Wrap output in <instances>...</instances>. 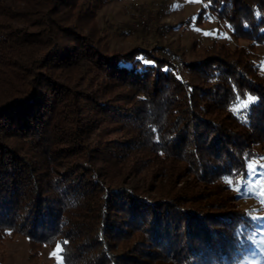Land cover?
<instances>
[{"label":"trees","instance_id":"trees-1","mask_svg":"<svg viewBox=\"0 0 264 264\" xmlns=\"http://www.w3.org/2000/svg\"><path fill=\"white\" fill-rule=\"evenodd\" d=\"M203 1L264 43V0ZM91 8L0 0V241L59 244L64 264L234 260L252 223L226 179H245L264 139V71L243 48L184 70L109 49ZM185 169L195 190L175 183Z\"/></svg>","mask_w":264,"mask_h":264},{"label":"rangeland","instance_id":"rangeland-1","mask_svg":"<svg viewBox=\"0 0 264 264\" xmlns=\"http://www.w3.org/2000/svg\"><path fill=\"white\" fill-rule=\"evenodd\" d=\"M90 1L93 4V23L109 49L146 48L157 56L166 55L173 59L184 70L189 63L206 56L219 54L223 57L220 49L243 48L264 71V43H251L248 39L232 35L227 25L208 9L203 0H99L100 4L97 0ZM197 82L203 86L212 85L205 80ZM254 146L257 156L248 164L255 167L257 174L246 175L245 179L235 182L226 181L231 192L236 194L238 207L251 218L249 237L253 233L255 236L253 239L248 237L240 253L225 264H264V244L259 243L264 239V197L261 196L264 193V180L261 179V174H264V139ZM180 176L175 182L177 186L191 187L194 184L195 190L196 183L202 184L192 177L189 169L182 170ZM245 180L252 191H245ZM211 185L209 189L213 191ZM238 186L240 191L236 190ZM204 190L205 194L210 192ZM56 249L57 246L30 243L24 234L9 235L0 241V264H57L56 256L50 255ZM57 255L61 257L60 252ZM138 257L142 261L143 256L138 254ZM61 264H64L62 257Z\"/></svg>","mask_w":264,"mask_h":264},{"label":"snow or ice","instance_id":"snow-or-ice-1","mask_svg":"<svg viewBox=\"0 0 264 264\" xmlns=\"http://www.w3.org/2000/svg\"><path fill=\"white\" fill-rule=\"evenodd\" d=\"M205 35H208V33H205ZM145 63L151 64L152 62L145 61ZM237 99H239V98H237ZM255 100H256L255 97L248 96L246 100L242 101L240 104L235 105V107L233 109H231V111L233 112L234 115H237V118L241 119L243 122L246 118L243 116H240L239 113L242 111V109H247L252 103L255 102ZM247 169H248L247 170V176L248 177H251V176L257 174L256 169L252 164H248ZM241 175H242V179H243V174H241ZM261 179L264 180V174H261ZM229 183H230V181H229ZM244 187H245V191H252V189L248 188L246 180L244 181ZM236 190L240 191L239 186L237 187ZM261 196L264 197V193H261ZM239 231H240V229L238 228L237 232H239ZM254 236H255V233H253L252 236H250L249 238L253 239ZM65 243H66V241H65ZM259 243L264 244V239L259 241ZM60 251H62V249H61L60 245L58 244L56 251H54L52 254H50V255L56 256L57 264H61V257L59 255H57V253Z\"/></svg>","mask_w":264,"mask_h":264}]
</instances>
